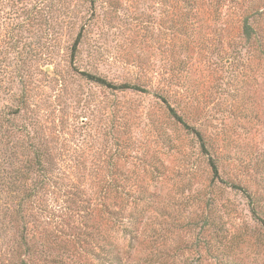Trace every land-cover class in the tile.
I'll list each match as a JSON object with an SVG mask.
<instances>
[{"label":"rangeland","instance_id":"1","mask_svg":"<svg viewBox=\"0 0 264 264\" xmlns=\"http://www.w3.org/2000/svg\"><path fill=\"white\" fill-rule=\"evenodd\" d=\"M12 4L30 7L32 99L29 109L10 118L14 128L25 127L23 133H11L12 125L3 126L2 249L13 234L6 215L17 204L15 173L30 175L25 172L30 155L23 157L17 151L28 148L25 136L31 134L36 138L33 146L46 150L43 162L59 176L53 197L44 199L47 223L67 238L76 235L78 252L92 243L93 231L85 226L93 221L88 222L86 213L89 206L98 208L100 183L149 180L164 207L153 214L154 236L160 234L155 248L162 258L157 263L216 264L209 246L218 245L222 228L204 224L207 215L227 224L231 237L235 234L237 261L264 264V232L253 221L245 199L222 185L209 187V172L196 142L173 125L161 103L147 94H120L92 86L75 71H89L118 85L142 81L158 86L164 75H173L178 68L177 0H95L93 7L87 0H0V24L14 22L7 15ZM226 8L218 28L227 20L235 22ZM84 25L87 36L73 64L70 47ZM230 33L235 35L233 27ZM219 41L192 54L191 68L180 73L191 92L182 97L194 107L197 122L193 123L218 146L221 177L264 197V66L255 63L248 69V62L241 65L232 59L222 63ZM10 107L8 98L2 97L0 112L5 115ZM164 137H170L172 144ZM149 164L159 170L145 172ZM75 193L83 195L81 204ZM210 195L216 199L211 211L200 202ZM193 219L201 222L187 221ZM149 249V243H136L131 264L148 256Z\"/></svg>","mask_w":264,"mask_h":264},{"label":"trees","instance_id":"2","mask_svg":"<svg viewBox=\"0 0 264 264\" xmlns=\"http://www.w3.org/2000/svg\"><path fill=\"white\" fill-rule=\"evenodd\" d=\"M87 1L91 7L95 5V0ZM22 5L12 4L9 7L11 12L7 15L11 17L9 20L14 22L0 24V99L7 97L11 105L5 115L0 112V143L5 138L3 126L12 125L10 118L21 115L31 107L30 7ZM1 8L0 17L3 12ZM177 8L179 14L176 43L180 55L175 62L178 68L172 70L173 75H164L158 86L154 87L152 83L149 85L142 81L138 84L124 82L118 85L89 71L80 69L75 71L81 79L92 86L120 94H147L159 101L168 119L173 121V125L196 142L209 172V187L222 185L226 190L240 194L247 203L253 221L264 232V197L235 181L224 180L221 177V153L218 146L193 123L197 122L194 118V107L187 103L188 99L182 97L191 90L180 76V73L191 68L192 54L213 46L212 43L216 40H220L221 49L217 51L221 54L222 63L232 59L241 65L248 62V69H253L255 63L264 66V0H177ZM224 8L227 9L228 15L229 11L233 12L230 17L234 18L235 22L227 20L218 28ZM227 13L225 16L228 18ZM232 27L235 35L230 33ZM86 29L87 25L81 27L70 47V59L73 64L77 63L81 56V48L88 32ZM223 29L230 32L223 34ZM7 116L8 118H5ZM24 129V126L13 127L11 133L14 130L23 133ZM30 135L25 136L30 142L28 148L17 151L21 152L23 157L30 155V161L25 167V172L27 174L30 172V175H24L21 170L15 173L17 204L15 209L6 215L11 224L9 229L13 234L5 249H2L3 244H0V264H131L136 243L139 245L149 243L150 249L148 256L142 255L135 264L162 262L160 252L155 248L160 234L154 236L156 218L153 214L164 207L156 187L151 185L149 180L123 183L115 180L100 183L102 195L97 204L98 208L90 210L89 206L87 208L89 212L86 213L88 222L92 220L93 223L91 226L86 225L85 228L92 230L94 236L92 243L85 246L81 252L76 249V235L67 238L63 231L50 229V224L47 223L49 222L47 207L43 203L49 194L53 197L59 186L57 182L59 176L53 175V166L45 165L43 160L47 156L46 150L33 146L36 138ZM163 140L172 144L170 137H164ZM147 167L149 169L145 170L149 171L145 172L151 174L159 170L152 164ZM73 197L80 199V204L83 201V195L79 196V193L73 194ZM88 201L89 199H86L84 203L88 205ZM200 202L210 211L216 205V199L212 195ZM187 221L190 224L201 222L199 219ZM202 222L209 228H222L219 241L217 237L215 241L218 245L210 243L209 246L211 253H214L212 256L216 264H242L235 258L233 243L236 238L235 234L231 237L227 224L212 221L207 215ZM9 229L4 230L7 232ZM86 238L91 239V235L86 234ZM87 257H91L92 261Z\"/></svg>","mask_w":264,"mask_h":264}]
</instances>
